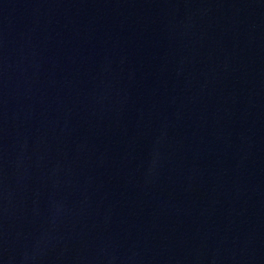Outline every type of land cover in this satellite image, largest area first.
<instances>
[{
    "label": "water",
    "instance_id": "obj_1",
    "mask_svg": "<svg viewBox=\"0 0 264 264\" xmlns=\"http://www.w3.org/2000/svg\"><path fill=\"white\" fill-rule=\"evenodd\" d=\"M0 264H264V0H0Z\"/></svg>",
    "mask_w": 264,
    "mask_h": 264
}]
</instances>
